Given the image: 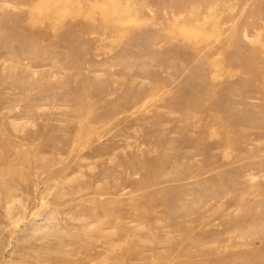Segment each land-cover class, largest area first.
I'll use <instances>...</instances> for the list:
<instances>
[{"label":"rangeland","instance_id":"1","mask_svg":"<svg viewBox=\"0 0 264 264\" xmlns=\"http://www.w3.org/2000/svg\"><path fill=\"white\" fill-rule=\"evenodd\" d=\"M0 264H264V0H0Z\"/></svg>","mask_w":264,"mask_h":264},{"label":"bare ground","instance_id":"2","mask_svg":"<svg viewBox=\"0 0 264 264\" xmlns=\"http://www.w3.org/2000/svg\"><path fill=\"white\" fill-rule=\"evenodd\" d=\"M3 11H4V9H3ZM106 13H109V11H107ZM3 15V14H2ZM4 16V15H3ZM84 29V28H83ZM4 32V31H3ZM75 41V40H74ZM136 73V72H135ZM135 73H134V75H135ZM138 75V74H137ZM83 80H81V82H82ZM129 86V85H128ZM130 87V86H129ZM211 135V134H210Z\"/></svg>","mask_w":264,"mask_h":264}]
</instances>
